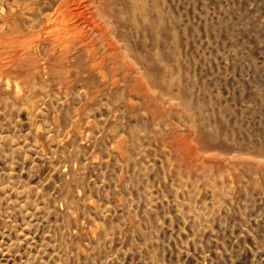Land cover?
Segmentation results:
<instances>
[{
    "label": "rangeland",
    "instance_id": "obj_1",
    "mask_svg": "<svg viewBox=\"0 0 264 264\" xmlns=\"http://www.w3.org/2000/svg\"><path fill=\"white\" fill-rule=\"evenodd\" d=\"M67 1L0 0V264H264V0Z\"/></svg>",
    "mask_w": 264,
    "mask_h": 264
},
{
    "label": "bare ground",
    "instance_id": "obj_2",
    "mask_svg": "<svg viewBox=\"0 0 264 264\" xmlns=\"http://www.w3.org/2000/svg\"><path fill=\"white\" fill-rule=\"evenodd\" d=\"M67 0H65V2H66ZM69 1H71V0H69ZM89 1V0H88ZM101 1V0H100ZM113 1V0H112ZM62 2H63V0H62ZM65 2H63L62 4H60L61 6L60 7H58V8H60V11H59V14H58V16H56V18H61V20H63V19H66V15L67 14H69V12L67 11V10H65L64 9V4H65ZM68 2V1H67ZM72 2V1H71ZM99 2V1H98ZM69 3V2H68ZM84 3H87V2H84ZM108 3H110V2H108ZM79 4V3H78ZM106 4V3H105ZM27 5V4H26ZM37 5V4H36ZM72 5V4H71ZM80 5V4H79ZM111 5V4H110ZM30 6V5H29ZM33 6H34V3H33ZM32 6V7H33ZM66 6H67V3H66ZM69 6V5H68ZM68 6H67V8H68ZM31 8V7H30ZM34 8V7H33ZM33 8H31V9H33ZM36 8V7H35ZM63 8V9H62ZM71 8V7H70ZM88 7H86V9H85V11L86 10H88L87 9ZM94 8V7H93ZM29 9V8H28ZM39 9V8H38ZM74 9V8H73ZM72 9V11H74ZM80 9H82V8H80ZM90 9V8H89ZM71 10V9H70ZM102 10V9H101ZM90 11V10H89ZM75 12V11H74ZM82 12H83V9H82ZM87 12V11H86ZM97 12V11H96ZM36 13V12H35ZM79 13H80V11H79ZM89 13V12H88ZM93 13V12H92ZM95 13V12H94ZM53 15V14H52ZM94 15L95 14H91V19L93 20V25H94V30H96L98 33H101V36H103L104 38H105V40H106V42H107V44L109 45L108 47H110V49H111V51H113V52H115V53H117V47H115V46H113V42L110 40V37L108 36V34H106V32H105V28L102 26V25H104V24H100V23H98V21L94 18ZM81 16H82V14H81ZM87 16H89V15H87ZM103 16V15H102ZM36 17V16H35ZM53 17V16H52ZM55 17V16H54ZM85 17V16H84ZM98 17V16H97ZM49 19V18H48ZM86 19V18H85ZM52 20V19H51ZM100 22V21H99ZM102 22V21H101ZM89 40V39H88ZM88 43H87V47H85V48H87V49H89V50H91L92 49V43H93V41H87ZM67 44V43H66ZM69 45L70 44H68L67 46L69 47ZM64 46H66L65 44H64ZM66 46V47H67ZM86 46V45H85ZM84 47V46H83ZM62 48V47H61ZM64 48V47H63ZM65 49V48H64ZM69 49V48H68ZM87 49H85V50H87ZM62 50V49H61ZM70 51V50H69ZM62 53H64V52H62ZM71 53V52H70ZM67 55V54H66ZM71 56V55H70ZM70 56H68V57H70ZM67 58V57H66Z\"/></svg>",
    "mask_w": 264,
    "mask_h": 264
}]
</instances>
